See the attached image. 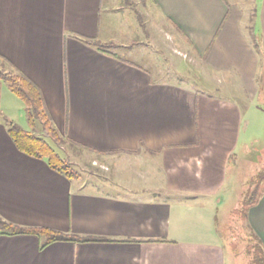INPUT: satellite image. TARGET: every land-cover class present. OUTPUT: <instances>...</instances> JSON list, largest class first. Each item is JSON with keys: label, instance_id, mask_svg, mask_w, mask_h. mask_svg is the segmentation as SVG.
Returning <instances> with one entry per match:
<instances>
[{"label": "crops", "instance_id": "0c3cea01", "mask_svg": "<svg viewBox=\"0 0 264 264\" xmlns=\"http://www.w3.org/2000/svg\"><path fill=\"white\" fill-rule=\"evenodd\" d=\"M149 1L197 61V84L110 50L136 54L123 1L0 0V66L37 84L59 133L110 166L104 180L70 179L19 150L9 125L24 103L0 82V218L98 239L41 247L0 227V264L229 263V175L252 168V181L264 163V145L237 153L247 116L264 118V0ZM261 185L245 214L264 245Z\"/></svg>", "mask_w": 264, "mask_h": 264}, {"label": "rangeland", "instance_id": "374dc122", "mask_svg": "<svg viewBox=\"0 0 264 264\" xmlns=\"http://www.w3.org/2000/svg\"><path fill=\"white\" fill-rule=\"evenodd\" d=\"M118 1L119 3L121 1L124 2L122 12L130 24L129 27L133 31L132 38H135L137 41V45H131V49L136 53V56L132 55L127 48L121 46L109 47V49L111 48V51L124 58L147 66L157 78L181 81V77L191 81V84H197L199 81L196 74L200 73L202 75L197 61L190 55L181 53L176 49L173 35L168 29L163 27L153 3L149 0ZM129 39L130 37L126 40ZM3 84L7 86L5 82ZM21 118V124L25 128H29L25 116V105ZM47 140L60 154L69 159L73 168L82 175L85 181L99 178L104 180L110 174V166L107 162L103 161L105 162L104 165H101L99 162L93 164L92 154L75 147L69 141L58 145L50 138H47ZM263 145L264 118L262 116H247L244 125L243 140L237 153L240 155L245 151H254L255 149L256 151H261L263 150ZM93 167L98 169L94 170ZM93 171L95 172L92 173ZM251 171L252 168L245 171L243 175L237 173L234 180L229 175L228 186L224 191L229 195V198L226 206L221 209L220 214L224 215L226 207L230 208L229 210H231L230 213L232 214L231 217H228L226 224H222V235L229 246L230 252L228 264H264L263 254L257 247V241L250 235L249 221L245 214L251 198L255 199L259 192V189L256 190V187L260 184L258 182L259 174H264V163L262 167L260 166L259 173L253 177L254 179L252 181L249 180ZM96 181L100 182V180ZM219 220L221 223L225 222V217L221 215Z\"/></svg>", "mask_w": 264, "mask_h": 264}, {"label": "trees", "instance_id": "16d2710c", "mask_svg": "<svg viewBox=\"0 0 264 264\" xmlns=\"http://www.w3.org/2000/svg\"><path fill=\"white\" fill-rule=\"evenodd\" d=\"M85 42L100 50L109 48L112 45V43H102L97 39H86ZM0 82H5L8 88L16 94L25 105V116L29 128H25L16 122H12L9 125V134L18 149L30 156L45 159L55 171L70 179L80 178L81 175L73 168L69 159L60 154L47 140V138H50L58 145L67 141L54 126L47 111L43 94L37 84L23 72L13 67H8L6 61L0 66ZM258 180L260 184L256 187V190L264 183V174H259ZM255 201L256 198H251L250 203ZM0 227L4 233L35 234L41 238V247H45L56 241L83 242L98 240L97 238L81 237L72 233H64L46 227L20 226L15 223L4 221L1 218ZM250 235L257 241V247L263 254L262 258L264 260V245L262 241L255 235L251 233Z\"/></svg>", "mask_w": 264, "mask_h": 264}]
</instances>
